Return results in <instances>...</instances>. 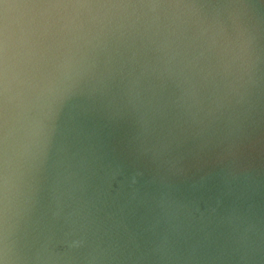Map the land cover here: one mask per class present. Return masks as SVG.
Masks as SVG:
<instances>
[{"label":"clouds","instance_id":"1","mask_svg":"<svg viewBox=\"0 0 264 264\" xmlns=\"http://www.w3.org/2000/svg\"><path fill=\"white\" fill-rule=\"evenodd\" d=\"M0 264H264V0H0Z\"/></svg>","mask_w":264,"mask_h":264}]
</instances>
